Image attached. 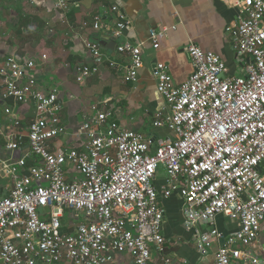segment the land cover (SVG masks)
<instances>
[{
	"label": "built area",
	"instance_id": "obj_1",
	"mask_svg": "<svg viewBox=\"0 0 264 264\" xmlns=\"http://www.w3.org/2000/svg\"><path fill=\"white\" fill-rule=\"evenodd\" d=\"M63 18L71 0H54ZM238 9L225 27L243 73L231 75L219 55L189 42L192 73L176 85L166 66L153 68L155 90L165 107L153 125L172 137L153 152L146 136L118 124L110 108H94L75 133L78 144L51 150L65 133L56 87L42 89L31 71L33 59L14 54L0 58V81L11 129L0 136V264H187L163 254L164 208L154 185L164 172V197L177 190L184 227L212 264H264V0H221ZM117 6L111 10L117 11ZM93 28L103 25L93 17ZM116 33L127 27L117 22ZM164 31L149 29L158 46ZM93 57L97 42L85 40ZM116 50L129 59L127 78L136 80L144 64L143 43L122 42ZM45 55H41L44 59ZM96 65L78 68L83 82ZM33 105L26 132L21 108ZM163 111L165 115L162 116ZM39 182V183H37ZM222 215L238 228L224 233L215 226Z\"/></svg>",
	"mask_w": 264,
	"mask_h": 264
},
{
	"label": "crops",
	"instance_id": "obj_2",
	"mask_svg": "<svg viewBox=\"0 0 264 264\" xmlns=\"http://www.w3.org/2000/svg\"><path fill=\"white\" fill-rule=\"evenodd\" d=\"M69 12L63 18L54 0H0V58L14 54L33 59L31 71L44 90L56 87L61 104L60 116L65 133L50 142L51 150L77 145L75 133L80 124L89 119L94 108H110L121 126L143 133L150 142V152L157 141L172 137L165 126H154V114L165 107L155 90L152 68L163 63L176 85L184 83L192 73L186 51L189 42L203 51L220 56L228 73H243L240 61L232 49L225 27L232 24L238 9L221 0H71ZM117 6V11L111 6ZM99 16L101 29L93 28V17ZM30 19L27 23L26 20ZM127 27L118 34L117 22ZM164 31L158 46L149 41V29ZM85 40L97 42L100 55L93 57L84 46ZM143 43L144 64L137 70L136 80L127 78L129 59L116 50L122 42ZM45 55L41 59V55ZM96 65L97 71L83 82L76 80L78 68ZM1 93V81H0ZM5 106L14 107L11 100L0 96L2 131L11 129V117L3 113ZM20 130L26 132L34 110L30 104L22 107ZM165 115L163 111L162 116ZM18 152L6 151L0 136V158ZM154 185L164 208L162 234L165 237L163 254L184 260L187 264H212L215 247L201 258L192 238L184 227L183 202L177 190L169 196L161 194L165 186L164 172H157ZM223 225L217 227V217ZM215 218V226L224 233L238 228L234 221L222 215ZM264 247V236L259 240ZM123 264L129 256H120Z\"/></svg>",
	"mask_w": 264,
	"mask_h": 264
},
{
	"label": "rangeland",
	"instance_id": "obj_3",
	"mask_svg": "<svg viewBox=\"0 0 264 264\" xmlns=\"http://www.w3.org/2000/svg\"><path fill=\"white\" fill-rule=\"evenodd\" d=\"M163 171L162 169L158 170L157 172H161ZM216 223H217V227L220 228L222 225H223V219L221 218V216H218L217 217V220H216Z\"/></svg>",
	"mask_w": 264,
	"mask_h": 264
},
{
	"label": "trees",
	"instance_id": "obj_4",
	"mask_svg": "<svg viewBox=\"0 0 264 264\" xmlns=\"http://www.w3.org/2000/svg\"><path fill=\"white\" fill-rule=\"evenodd\" d=\"M29 20H30V19H27V20H26V23H27Z\"/></svg>",
	"mask_w": 264,
	"mask_h": 264
},
{
	"label": "water",
	"instance_id": "obj_5",
	"mask_svg": "<svg viewBox=\"0 0 264 264\" xmlns=\"http://www.w3.org/2000/svg\"><path fill=\"white\" fill-rule=\"evenodd\" d=\"M37 183H39V182H37Z\"/></svg>",
	"mask_w": 264,
	"mask_h": 264
}]
</instances>
